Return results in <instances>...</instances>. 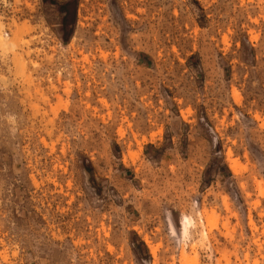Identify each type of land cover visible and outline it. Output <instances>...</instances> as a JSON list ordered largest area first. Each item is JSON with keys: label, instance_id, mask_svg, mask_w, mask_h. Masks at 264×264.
<instances>
[{"label": "rangeland", "instance_id": "374dc122", "mask_svg": "<svg viewBox=\"0 0 264 264\" xmlns=\"http://www.w3.org/2000/svg\"><path fill=\"white\" fill-rule=\"evenodd\" d=\"M23 1L0 264H264V0Z\"/></svg>", "mask_w": 264, "mask_h": 264}, {"label": "bare ground", "instance_id": "6f19581e", "mask_svg": "<svg viewBox=\"0 0 264 264\" xmlns=\"http://www.w3.org/2000/svg\"><path fill=\"white\" fill-rule=\"evenodd\" d=\"M1 25H0V44L2 45V47H16L20 44L21 42V39H22V34L25 30H29L30 29V26L29 25H26V24H18L17 27H16V30H14V36L12 37L11 40H5L2 36V33H1ZM19 57V56H18ZM20 58H18V69L20 71H22L24 69V64L20 63ZM21 73V72H20ZM25 73V72H24ZM31 76V75H30ZM32 82V81H31ZM230 163H231V167L232 169L237 172L238 171V167H239V164L236 160H233L230 158ZM184 232L187 233L188 232V223L186 222H190V219L188 217H186L184 219ZM153 253H155V249L153 248ZM182 255H183V258L184 259H188L189 256L185 250V248L182 249Z\"/></svg>", "mask_w": 264, "mask_h": 264}, {"label": "built area", "instance_id": "2783aa9c", "mask_svg": "<svg viewBox=\"0 0 264 264\" xmlns=\"http://www.w3.org/2000/svg\"><path fill=\"white\" fill-rule=\"evenodd\" d=\"M25 2L23 0H20L17 2V0H0V8H8V9H13V8H19L21 9L23 6H25ZM5 26L7 29V32H9V26L12 23V19L5 20Z\"/></svg>", "mask_w": 264, "mask_h": 264}]
</instances>
